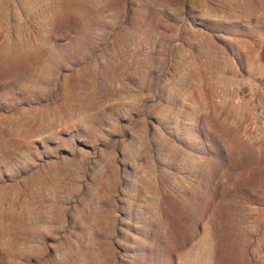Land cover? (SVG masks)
<instances>
[{
	"label": "rangeland",
	"instance_id": "1",
	"mask_svg": "<svg viewBox=\"0 0 264 264\" xmlns=\"http://www.w3.org/2000/svg\"><path fill=\"white\" fill-rule=\"evenodd\" d=\"M0 264H264V0H0Z\"/></svg>",
	"mask_w": 264,
	"mask_h": 264
}]
</instances>
